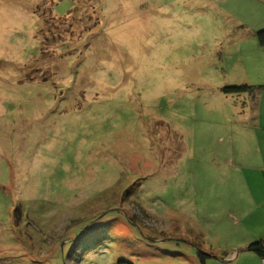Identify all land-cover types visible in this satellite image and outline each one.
Here are the masks:
<instances>
[{
	"label": "rangeland",
	"instance_id": "1",
	"mask_svg": "<svg viewBox=\"0 0 264 264\" xmlns=\"http://www.w3.org/2000/svg\"><path fill=\"white\" fill-rule=\"evenodd\" d=\"M263 30L264 0H0V264H262L222 88L264 85Z\"/></svg>",
	"mask_w": 264,
	"mask_h": 264
},
{
	"label": "crops",
	"instance_id": "2",
	"mask_svg": "<svg viewBox=\"0 0 264 264\" xmlns=\"http://www.w3.org/2000/svg\"><path fill=\"white\" fill-rule=\"evenodd\" d=\"M246 111L250 113L245 122L229 137L234 172L227 170L223 187L239 224L252 228L264 242V92L254 109L252 105ZM231 172L236 178L230 179ZM246 247L241 251L248 253Z\"/></svg>",
	"mask_w": 264,
	"mask_h": 264
},
{
	"label": "trees",
	"instance_id": "3",
	"mask_svg": "<svg viewBox=\"0 0 264 264\" xmlns=\"http://www.w3.org/2000/svg\"><path fill=\"white\" fill-rule=\"evenodd\" d=\"M257 37L259 40V43L261 44V46H264V30L260 31L257 33ZM222 91L225 94H235V95H239V94H243V93H248L253 100V109L256 106V102L258 99V95L262 92H264V85L258 86L257 88H253V87H248V86H241V87H237V86H228V87H224L222 88ZM246 250L249 252H253L255 253L261 260H264V242L263 240H257L251 244H249L246 247ZM117 264H133L130 261H126V260H119Z\"/></svg>",
	"mask_w": 264,
	"mask_h": 264
},
{
	"label": "built area",
	"instance_id": "4",
	"mask_svg": "<svg viewBox=\"0 0 264 264\" xmlns=\"http://www.w3.org/2000/svg\"><path fill=\"white\" fill-rule=\"evenodd\" d=\"M262 261V264H264V260H261Z\"/></svg>",
	"mask_w": 264,
	"mask_h": 264
}]
</instances>
